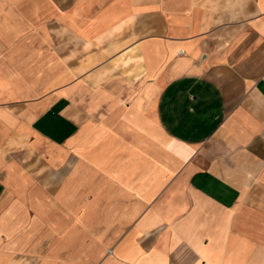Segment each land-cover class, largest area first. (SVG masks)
Wrapping results in <instances>:
<instances>
[{
  "label": "crops",
  "instance_id": "0c3cea01",
  "mask_svg": "<svg viewBox=\"0 0 264 264\" xmlns=\"http://www.w3.org/2000/svg\"><path fill=\"white\" fill-rule=\"evenodd\" d=\"M0 264H264V0H0Z\"/></svg>",
  "mask_w": 264,
  "mask_h": 264
}]
</instances>
